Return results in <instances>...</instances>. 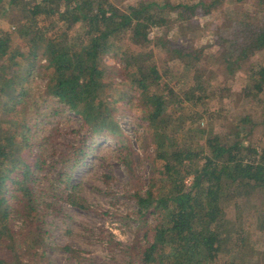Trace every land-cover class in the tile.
Segmentation results:
<instances>
[{"label":"trees","instance_id":"trees-1","mask_svg":"<svg viewBox=\"0 0 264 264\" xmlns=\"http://www.w3.org/2000/svg\"><path fill=\"white\" fill-rule=\"evenodd\" d=\"M1 21L0 264H51L43 209L87 208L66 187L48 201L38 189L30 118L47 96L84 128L54 177L65 186L86 139L121 133L120 107L150 133L127 264H264V60L236 92L224 79L264 52V0H0ZM39 68L46 92L33 95Z\"/></svg>","mask_w":264,"mask_h":264},{"label":"rangeland","instance_id":"rangeland-1","mask_svg":"<svg viewBox=\"0 0 264 264\" xmlns=\"http://www.w3.org/2000/svg\"><path fill=\"white\" fill-rule=\"evenodd\" d=\"M0 24L4 28L11 25L10 21ZM188 25L181 27L185 33L192 31ZM261 60L264 52L254 56L234 76H224L232 91L240 90L248 68ZM104 62L120 69L118 56L108 54ZM43 74L40 68L31 74L29 89L33 95L46 92L47 79ZM40 107L37 115H31L35 118H30L33 148L46 161L38 189L48 201L52 188L56 186L61 191L59 188L66 187L87 206L79 208L59 199L53 207L43 209L46 233L42 247L47 258L51 264H127V250L136 225L132 194L144 190L150 180L152 139L146 125L139 121L135 109L120 107L115 117L121 133L114 138L86 139L81 161L67 167L69 178L65 186L54 177L61 168L62 153L80 140L84 128L78 115L55 98L45 97ZM13 223L15 229L20 226L18 220ZM65 245L72 250H65Z\"/></svg>","mask_w":264,"mask_h":264}]
</instances>
